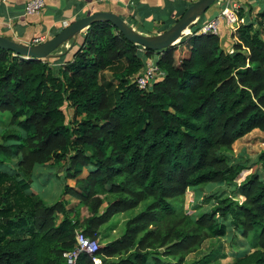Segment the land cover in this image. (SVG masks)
<instances>
[{"label": "trees", "instance_id": "1", "mask_svg": "<svg viewBox=\"0 0 264 264\" xmlns=\"http://www.w3.org/2000/svg\"><path fill=\"white\" fill-rule=\"evenodd\" d=\"M263 17L231 32L232 53L217 35L197 33L200 19L159 53L106 23L54 63L0 49V111L9 116L0 134V264H66L77 233L98 241L115 216L143 204L118 239L76 264H186L229 227L251 249L232 264H264V152L255 170L221 154L264 133ZM153 56L164 77L140 90L134 79ZM37 167L63 170L52 205L32 191ZM208 185L232 195L216 196L196 219L173 205ZM78 205L90 215L79 220Z\"/></svg>", "mask_w": 264, "mask_h": 264}, {"label": "crops", "instance_id": "2", "mask_svg": "<svg viewBox=\"0 0 264 264\" xmlns=\"http://www.w3.org/2000/svg\"><path fill=\"white\" fill-rule=\"evenodd\" d=\"M29 1L0 0L1 37L20 44L35 45L36 40H40V43L50 40L72 23L97 12L115 14L137 32L153 36L171 26L188 2V0H44V8L39 14L25 15V5ZM226 2L235 3L239 6V11L246 12L245 17L240 19L242 24L247 19L255 23L260 21L258 15L264 9V4L260 0H218L200 18L199 28L216 17ZM217 36L221 48L230 52L231 50H226L227 47L222 45L224 38L231 37V32L224 24L221 25ZM80 40L81 38L73 46L69 43L63 50L64 53L68 50L64 56L69 57L72 51H76Z\"/></svg>", "mask_w": 264, "mask_h": 264}, {"label": "rangeland", "instance_id": "3", "mask_svg": "<svg viewBox=\"0 0 264 264\" xmlns=\"http://www.w3.org/2000/svg\"><path fill=\"white\" fill-rule=\"evenodd\" d=\"M243 14L246 15V12ZM228 37L229 36L224 38L225 41L222 42V45L223 47H227L226 50H231L233 41L231 37ZM64 49L65 47L59 49L58 53L64 52ZM156 58L157 56H153L150 57L149 60L155 61ZM56 60L57 59H51L49 62L54 63ZM65 114L67 118H69L72 115V111L65 110ZM8 121V113L0 111V134L7 129ZM263 152L264 133L253 131L244 138L236 141L230 151L224 150L221 154L227 158L229 164H236L239 162L244 164L248 163L252 164L253 170H255L260 167L257 158ZM63 175V170L59 168L50 169L46 167H37L34 170L32 191L46 205L54 204L61 198L63 185L65 183ZM232 190V187L226 185L221 187L208 185L194 191H187L186 195L183 198L174 201L173 205L176 208H180L182 211L187 212L193 219H196L204 212H208L212 209L213 204L215 203L213 198L218 195L220 197H230L232 195ZM234 200L239 201L240 199L236 197ZM144 207L145 204L141 205L133 212L115 216L110 225L103 227V233L98 239L99 246L118 239L123 232L125 222ZM76 210L79 220L90 215L89 210L82 205H78ZM246 251H251L249 241L243 239L236 231L229 227L223 238L206 241L199 251L190 255L186 259V264H232L239 254Z\"/></svg>", "mask_w": 264, "mask_h": 264}, {"label": "water", "instance_id": "4", "mask_svg": "<svg viewBox=\"0 0 264 264\" xmlns=\"http://www.w3.org/2000/svg\"><path fill=\"white\" fill-rule=\"evenodd\" d=\"M217 1L197 0L187 8L184 14L168 30L153 36L137 32L115 14L97 12L72 23L52 39L35 45L20 44L0 36V49L9 51L15 56L28 61L59 59L68 52V50H65V53H58L59 49L67 47L69 43L73 46L92 25L106 23L121 33L125 40L142 50L159 53L178 45L182 39L189 36L197 21Z\"/></svg>", "mask_w": 264, "mask_h": 264}, {"label": "built area", "instance_id": "5", "mask_svg": "<svg viewBox=\"0 0 264 264\" xmlns=\"http://www.w3.org/2000/svg\"><path fill=\"white\" fill-rule=\"evenodd\" d=\"M264 4V0H260ZM44 8V0H30L25 5V15L39 14ZM239 6L235 3H225L219 14L209 22L202 25L197 33H212L217 35L220 27L224 24L230 32H234L242 21L239 18ZM264 12V9H263ZM261 26L264 30V17L261 20ZM36 44L40 43V40L35 41ZM229 53H232L231 51ZM164 77V73L159 69L154 61L148 60L145 62V67L141 73L135 77L134 82L138 89L147 90L153 83L161 81ZM76 244L73 250H71L66 256V264H76L78 257L81 254H87L92 256L101 246H99L97 240H90L81 233L76 234ZM95 264H100L98 258H93Z\"/></svg>", "mask_w": 264, "mask_h": 264}]
</instances>
